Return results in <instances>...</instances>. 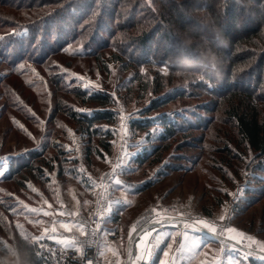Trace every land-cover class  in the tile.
<instances>
[{
    "label": "rangeland",
    "instance_id": "obj_1",
    "mask_svg": "<svg viewBox=\"0 0 264 264\" xmlns=\"http://www.w3.org/2000/svg\"><path fill=\"white\" fill-rule=\"evenodd\" d=\"M50 1L0 0V241L9 254L1 255L0 263L21 264L19 252L12 251L17 249L18 238L40 239L39 233L58 217V209L73 212V217L89 213L99 188L88 182L87 175L100 179L117 166L124 185L112 184L110 195L122 212L117 222H107L115 233L103 240L106 245L124 250L129 239L132 247L139 219L152 214L159 228L151 231L152 245L146 237L143 240L138 264L150 260V251V264H252V260L264 264V174L258 170L262 157L240 142L234 122L225 113L227 103H223L232 98L229 91H235L238 84L235 94L244 93L242 87L248 86L254 102L264 109V69L245 71L227 83L229 89L224 88L225 80L215 82L214 77L223 78L230 64L228 55L220 53L218 57L207 42L215 41L219 30L213 13L205 9L206 0H120L123 15L115 20L103 12L112 0L105 5L99 0H54L49 5ZM31 2L36 5L28 8ZM170 3L183 4L185 13L193 19H185L184 30L179 28L176 35L183 42L193 39L203 46L189 53L172 41L171 56L165 58L161 54L165 42L161 30L151 53L142 52L131 38L151 20L168 27L167 15L164 13L166 19L159 16ZM68 4L77 14L90 10L89 18L76 26L64 21L69 23L65 26L60 19L67 13L63 7L69 10ZM253 13L247 9L244 14L257 18ZM100 15L107 20L102 23ZM55 22L54 31L50 26ZM130 22L137 26H128ZM120 23L123 27L116 30ZM102 24L107 25L104 33L98 30ZM218 41H224L222 36ZM219 47L224 51V46ZM256 48L264 49V42L259 41ZM208 50L219 59L214 66L204 59L203 53ZM113 55H119L120 60L111 59ZM146 80L151 84L144 90ZM158 81L164 88L157 95L153 90ZM74 89L107 92L113 97L114 104L109 108L117 113L116 120L101 124L113 132L110 151L101 150L103 156L92 150L87 156L86 136L59 109L91 114L101 107L81 102ZM181 92L183 95L148 116L176 113L185 116L183 124L190 128L166 142L169 149L160 162H152L153 155L138 164L135 157L149 142L145 141L146 131L132 129L130 122L146 116L141 111L157 96ZM148 131L158 130L153 125ZM183 139H196L195 146L178 150ZM96 143L94 138L90 147L94 149ZM32 152L39 153L35 164H42L43 174L33 176L37 173L34 170L8 178L13 171L11 162L22 163ZM168 164L181 169L174 170ZM74 171L76 176L72 175ZM24 173L27 178L23 179ZM18 179L23 185L17 183ZM141 182L153 184L140 190L137 186ZM130 189L134 193L126 194Z\"/></svg>",
    "mask_w": 264,
    "mask_h": 264
},
{
    "label": "trees",
    "instance_id": "obj_2",
    "mask_svg": "<svg viewBox=\"0 0 264 264\" xmlns=\"http://www.w3.org/2000/svg\"><path fill=\"white\" fill-rule=\"evenodd\" d=\"M104 5L106 4L107 0H99ZM54 0H51L48 4H53ZM243 3L237 5V3ZM108 9L104 8L103 12H106V16L113 20L117 19L118 16H122L119 11L120 8V0H112L109 2ZM250 3L251 7H247L246 4ZM47 4V5H48ZM89 4H91L89 2ZM88 4V5H89ZM28 5V6H27ZM26 6L28 8H32L36 5L34 2L28 3ZM87 5V6H88ZM183 4L177 3H170L166 5V10L161 12L159 16L160 19L163 17L166 19L168 17V27H162L160 23H151L153 20L149 22L147 25L148 27L143 29L141 32L138 31L134 37L131 38V41L136 43V47L139 48L142 52L151 53L152 45L154 38L157 37L159 31L162 30V38L165 39L164 44L162 45L161 54L166 58L170 57L172 52V41L174 43H178L179 47L185 48L186 51L189 53H195L198 49L203 46L204 43H197V41L191 39V42L185 43L183 39L179 37V34L176 35V30L179 28H185V19L190 22L191 19L190 15L185 13L183 9ZM25 6V7H26ZM69 10L67 6H64V11H67L65 16H62L60 20L64 24L65 22H70V25H78L80 24L83 19L89 18L90 10L87 12H81L77 14L75 8L69 6ZM91 7V6H90ZM105 7V6H103ZM102 7V8H103ZM219 7V11L217 8ZM62 8V7H61ZM205 9L213 13L214 25L219 30L218 37L223 38L224 41H218V37L215 38V41H207L211 43L213 50L216 52V55L219 57L220 53H224V55H228L227 59L230 64L229 70H224L225 75L223 78L214 77L216 80L215 82L222 83L223 80L226 81L224 88L228 86L232 79H237L239 76L244 75L245 71H250L252 69H256V71H261L264 69V49H260L256 51L255 48L258 50L259 41L264 42V0H216L215 3L212 0H206L205 2ZM247 9L254 11L253 14L258 16L257 18H251L247 14H244ZM58 8L56 11L58 12ZM61 11V10H60ZM59 11V12H60ZM63 12V11H62ZM81 12V14H80ZM167 17H166V15ZM76 14V15H75ZM66 17V18H64ZM103 15H100L98 20H101L103 23L102 18ZM132 18V17H131ZM65 19V20H64ZM134 19V17H133ZM110 20V19H109ZM108 20V21H109ZM100 22V25H101ZM69 23H65V26H68ZM113 25V24H112ZM98 26V25H97ZM128 26L136 27L137 24L134 22H130ZM152 26V27H150ZM55 31L57 28L56 22L50 26ZM123 25H116L115 29H121ZM98 30L102 33L106 32L107 25H103L98 27ZM56 31V35H59L60 32ZM113 31H110V35H112ZM137 32V31H136ZM182 32V30H181ZM50 33V32H49ZM54 34V33H53ZM52 34V35H53ZM74 35L76 33H73ZM185 34V33H183ZM166 35V36H165ZM179 37V38H178ZM215 42V43H214ZM224 46V51L221 50V47ZM226 50V51H225ZM27 51V50H26ZM25 51V52H26ZM181 61L182 59H180ZM185 58V56H184ZM114 61L120 60L119 55H113L111 57ZM100 61V59H98ZM219 60V59H217ZM192 61V60H189ZM187 61V63L189 62ZM196 61V59H195ZM183 62V61H181ZM185 63V61H184ZM196 63V62H193ZM103 64L106 63L103 61ZM127 67V66H126ZM249 73V72H248ZM137 79H140L141 76L139 74L136 75ZM158 79H155L157 81ZM239 82V81H238ZM157 87L153 90L154 93L160 94L164 88L162 82H157ZM236 83V82H235ZM149 81H144V90H146L150 86ZM238 84L234 85L236 88ZM230 86H228V89ZM238 91V89H235ZM242 94H235L236 92L229 91L232 97L229 101L226 99L223 103H227L225 105V113L227 114V118L232 119L234 122L236 134L242 144H245L248 148L258 154L259 157H262L260 160L261 162L258 164V170L264 174V109L255 103V99L252 96V92L249 91L248 86H243ZM75 94L81 102L83 103H97L101 107L94 110L91 114L87 113H78L71 108H61V110L65 113L67 117L75 121L78 128L82 131L83 135L87 138V143L89 145L88 153L94 151L97 156H103V151H110V139L112 137L113 132L109 129L103 128L102 123H113L116 120L117 113L110 109L109 107L114 104L113 97L110 93L107 92H100V91H92L87 92L85 90L74 89ZM254 92V91H253ZM179 95H167V96H157L154 98L149 105L141 111L142 115H146L144 117H139V119H134L130 122V126L132 129L137 131H146V142L147 145L144 146L143 150L140 154L135 157V160L138 164H143L148 159L154 155V159H152L154 163H158L161 160L162 154L169 149L166 142L171 138H174L177 135H183L189 128L183 124L185 122V116L179 114L173 115H160L158 117H149L148 114L152 111H156L162 107H164L168 102H170L173 98L183 95V92L178 93ZM237 102V103H236ZM205 109L209 108L208 106H204ZM153 125L156 126L157 130L155 133L152 131H148V128H151ZM190 126V125H189ZM200 128V127H199ZM97 138L96 149H92L90 144H92V140ZM194 141L196 139L185 140L183 139L180 143H178V150L183 147H192L195 146ZM156 142V143H153ZM165 143L166 145L163 146L162 144ZM103 150V151H101ZM229 153L228 149L225 150ZM62 153V151H59ZM237 157V155H233ZM178 159H183V155H177ZM28 159L22 161V163H15L11 162L10 169L13 171L7 175L8 178L13 179L14 175H18L21 172H31L36 170V174L33 176H38L42 173V164L36 165V160L39 158V153L32 152L27 156ZM134 162V161H133ZM13 164V165H12ZM167 167H174V170L181 169L179 165L175 164H168ZM71 173V172H70ZM25 174V173H24ZM75 171L72 175L76 176ZM80 175V173H79ZM27 178L25 174L23 179ZM83 179V178H82ZM85 183V179H83ZM17 183L19 185H23V180L18 179ZM152 182L142 183L140 185V190L149 188L152 186ZM116 216L114 217L115 221L119 220V211L116 209L114 213ZM17 251L20 254V262L21 264H51L50 262L41 259L37 254V241H33L31 239H26L23 237L18 238L17 240ZM8 249L5 245L0 241V256L3 254H7ZM252 264H258L254 260L251 261Z\"/></svg>",
    "mask_w": 264,
    "mask_h": 264
},
{
    "label": "built area",
    "instance_id": "obj_3",
    "mask_svg": "<svg viewBox=\"0 0 264 264\" xmlns=\"http://www.w3.org/2000/svg\"><path fill=\"white\" fill-rule=\"evenodd\" d=\"M118 168L116 166L108 169L100 179H90L87 175L88 182L99 188L93 199L91 211L74 215L73 219L77 223L78 229L62 231L57 234L56 239L46 236L37 241V254L41 259L51 264H128L126 261L119 262L114 258L103 262L99 256L103 228L113 216L115 209L114 199L110 195V186L119 174ZM151 216L152 214H149L142 217L141 220L139 219V223L136 224L137 229L133 234L135 240L146 234L145 228L156 226L155 222L158 220H153ZM113 236L114 233H108L109 238ZM146 239V242L152 245L154 241L153 232L147 234ZM150 255L149 259L151 260L153 257L151 251ZM150 260H142L139 264H150Z\"/></svg>",
    "mask_w": 264,
    "mask_h": 264
},
{
    "label": "crops",
    "instance_id": "obj_4",
    "mask_svg": "<svg viewBox=\"0 0 264 264\" xmlns=\"http://www.w3.org/2000/svg\"><path fill=\"white\" fill-rule=\"evenodd\" d=\"M121 178H122L121 173L118 174L114 178L113 187L116 184H120V182H122V184L124 185V181ZM142 183L143 182H141L140 185ZM140 185H138V186L135 185V187L136 186L139 187ZM119 186H122V185H119ZM131 193H134V192H131V189H130L126 194H131ZM124 203H126V202H124ZM129 203H131V201H128V204ZM114 208H115L114 209V211H115L116 210L115 202H114ZM58 210H59L58 211V213H59L58 217L54 219V221H53V223H51V225L46 226V228H44L43 231H41V233H39L38 236H40L39 237L40 239H42L46 236L49 238H52V239H56L57 234L62 232V231L71 230V229H78V225L73 219V212H64V210H61V209H58ZM120 212H122V211H119V214H120ZM70 213H72V216H70L71 215ZM115 216L116 215L113 214V216L107 222L114 224V222H116L114 219ZM174 220H175V218H174ZM110 232L115 233V228L111 227V226L109 227V224L106 223L105 227L103 228L102 234H101V243H100V248H99V256L103 260V262H107V260L110 258H115L118 260L126 261L128 264H136L138 262V260H140V258H141V253H140L139 249L142 246V242L145 239V237L147 236V234H149L151 231H149L147 234H145V236L141 237L142 239L137 240V241L135 240V243L133 244L132 247L128 244V240H129L128 239L126 247L124 248V250L120 249V248L110 247L109 245L105 244V242L103 240L106 239V237L108 236V233H110ZM126 232L127 233L129 232V228H128V230H126ZM127 233L125 235H127ZM40 239H38V240H40ZM12 251H14V253H16V254L18 252L17 249H14ZM9 253H10V251H9ZM15 259L17 261L19 260L18 257ZM11 262H15V261H11ZM0 264H3V263L1 262Z\"/></svg>",
    "mask_w": 264,
    "mask_h": 264
},
{
    "label": "clouds",
    "instance_id": "obj_5",
    "mask_svg": "<svg viewBox=\"0 0 264 264\" xmlns=\"http://www.w3.org/2000/svg\"><path fill=\"white\" fill-rule=\"evenodd\" d=\"M185 43H187V41H185ZM203 56L208 64L213 65V66L215 65L217 58L215 54L211 52V50L205 51L203 53ZM17 264H19V262H17Z\"/></svg>",
    "mask_w": 264,
    "mask_h": 264
},
{
    "label": "snow or ice",
    "instance_id": "obj_6",
    "mask_svg": "<svg viewBox=\"0 0 264 264\" xmlns=\"http://www.w3.org/2000/svg\"><path fill=\"white\" fill-rule=\"evenodd\" d=\"M212 2L215 3L216 0H212ZM217 11H219V7L217 8ZM213 86H214V85H212V84H209V85H208V87H213ZM220 219L223 220L224 217L221 216ZM205 227H209V228H211V230H212L213 232L216 231L215 227H213L211 224H206ZM229 231H231V229H229ZM165 255H167V253H165ZM162 264H163V262H162Z\"/></svg>",
    "mask_w": 264,
    "mask_h": 264
},
{
    "label": "bare ground",
    "instance_id": "obj_7",
    "mask_svg": "<svg viewBox=\"0 0 264 264\" xmlns=\"http://www.w3.org/2000/svg\"><path fill=\"white\" fill-rule=\"evenodd\" d=\"M167 218H168V217H167ZM142 224H143V223H142ZM177 225L180 226V227H182V223H181V222H180V223L177 222ZM173 226H174V225H173ZM148 228H149V229L146 230V231H147L146 234H147L149 231H152V230H154V229L156 230V229L159 228V227H158V226H152V227L149 226ZM144 235H145V234H144Z\"/></svg>",
    "mask_w": 264,
    "mask_h": 264
}]
</instances>
